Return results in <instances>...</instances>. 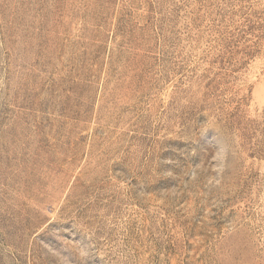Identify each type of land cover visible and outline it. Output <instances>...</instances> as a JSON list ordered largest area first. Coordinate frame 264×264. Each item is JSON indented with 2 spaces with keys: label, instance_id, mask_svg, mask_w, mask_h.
<instances>
[{
  "label": "rangeland",
  "instance_id": "1",
  "mask_svg": "<svg viewBox=\"0 0 264 264\" xmlns=\"http://www.w3.org/2000/svg\"><path fill=\"white\" fill-rule=\"evenodd\" d=\"M0 264H264V0H0Z\"/></svg>",
  "mask_w": 264,
  "mask_h": 264
}]
</instances>
